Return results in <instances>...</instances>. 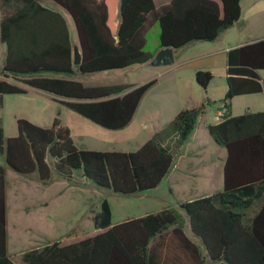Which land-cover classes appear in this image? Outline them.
I'll return each instance as SVG.
<instances>
[{"label": "trees", "instance_id": "1", "mask_svg": "<svg viewBox=\"0 0 264 264\" xmlns=\"http://www.w3.org/2000/svg\"><path fill=\"white\" fill-rule=\"evenodd\" d=\"M47 1L72 19L81 62L73 65L74 44L62 13L43 0H0V43L5 48L0 110L4 95H24L32 88L110 131L129 125L156 80L84 85L74 76L143 65L164 48L177 51L194 42H212L241 13L240 0H170L159 6L153 0ZM260 71L264 38L227 51V115L207 127L227 154L222 191L114 225L103 199L93 215L95 233L30 249L22 254L23 264H264V111L230 113L234 97L264 91ZM194 78L205 90L213 75L198 70ZM202 112L201 107L179 111L166 130L129 152L80 149L58 118L49 128L18 118L17 135L6 138L0 117V264H15L6 245V167L35 175L42 184L53 171L68 182L80 173L116 194L145 193L161 183L173 164L163 137L173 135L181 146ZM185 222L197 240L185 233Z\"/></svg>", "mask_w": 264, "mask_h": 264}, {"label": "rangeland", "instance_id": "2", "mask_svg": "<svg viewBox=\"0 0 264 264\" xmlns=\"http://www.w3.org/2000/svg\"><path fill=\"white\" fill-rule=\"evenodd\" d=\"M249 1L243 0V3L248 4ZM43 2L48 3L47 0H43ZM244 4L243 9L246 8ZM51 7L62 13L68 19L69 31L74 34L73 26L69 21L70 17L67 13L60 7L54 5ZM1 13L3 14L2 10ZM212 44L211 42L203 41L195 45V47L189 48L185 54H193L198 51L204 53V47L200 46H215ZM178 59L179 56L169 66H176L179 62ZM208 60L207 58H203L180 67L172 74L181 78L176 81V86L169 82L171 75L161 77L159 90L162 95L158 97H155V94L152 93L146 95L139 107L140 111L135 121H133L132 125L126 131H110L104 129L61 105H56V109L62 111V118L72 126L73 141L77 147L82 148L80 146L81 140H84L85 143L83 142V144L90 150L103 151L108 149L130 151L136 149L154 131V127L144 116L160 110L161 117L159 124L162 132L167 129L166 124L168 117L171 115L170 109L174 108V105L178 103L177 100L180 99L178 96L182 91H187L189 97L186 98V103L188 102L189 104L194 102L196 98L198 99L204 96L208 100L200 104L203 107V115L195 127V138L193 140L191 139L187 146L189 149L199 147L201 150L200 153L203 152L205 157L214 155L216 166L219 164L218 157H222L225 151L222 147L216 148L208 143L209 135L205 127L218 122L216 118L217 109L223 106V100L227 90L225 56L217 55L212 58V64L214 66H211L210 71L213 78L207 89L202 90L194 80L192 66L193 64H200L205 67ZM169 66L137 64L128 68L105 71L93 75H76L73 78L84 85H108L115 83L141 85L156 71L164 70V68H169ZM1 69L2 61L0 57V72ZM259 73L264 79V71H260ZM0 78H2L1 75ZM10 81L14 82L11 79ZM250 98L253 97H235L233 101V113L241 114L243 104L252 101ZM3 99L0 116L3 119L4 135L6 138L14 137L17 135V129L13 115L15 113H21L26 117H34L35 114L39 115L36 110L37 96L34 93H29V95L14 94L4 95ZM69 114L74 116L75 120L68 119L67 115ZM36 125L45 127L44 125L46 123L40 122L38 124L36 123ZM0 164L4 165L1 158ZM5 169L7 180L6 194L8 197L6 213L9 223L7 227L8 251L13 256L12 260L15 264H21V260L17 256L20 255L19 252L28 251L53 242L46 241L43 245L33 246L32 242L29 241L30 239H27V237L30 238L31 236L29 229L41 232L46 240L58 238V240L64 239L65 243L74 241L71 237L77 235L83 237L95 233L97 230H95L93 225V215L98 211L99 204L103 199H107L109 202L112 212V224H116L128 218L141 217L150 212H157L167 207V205H174L176 207L179 204L176 203L178 199H185L186 201L190 199L191 201L206 196L201 194L197 198H191L193 195L186 193V195L184 194L185 198H180L181 193L177 192L179 188L172 190V187L167 183L168 180L166 179L153 191L145 192L141 195L124 196L95 186L90 181L81 177L80 173L75 175L74 181L68 182L59 178L53 171L52 178L47 183L42 184L35 176L26 177L15 173L7 167ZM197 170L199 169L195 168V171ZM217 189L221 190L222 188L220 186ZM42 201L46 202L43 204ZM186 224L187 222L184 223L183 228L187 230Z\"/></svg>", "mask_w": 264, "mask_h": 264}, {"label": "crops", "instance_id": "3", "mask_svg": "<svg viewBox=\"0 0 264 264\" xmlns=\"http://www.w3.org/2000/svg\"><path fill=\"white\" fill-rule=\"evenodd\" d=\"M153 1H154L156 6H159L161 4L169 2L170 0H153ZM243 4H244L243 0H240V11H241V13H240L239 20L232 27L223 31L214 41L211 42V43H213L212 45H215V46H200V47H204L203 48L204 53L198 51L196 53L186 55L185 52L189 48L195 47V45H198L199 43H201V42H194V43L189 44L188 46H186L180 50L174 51V62H175V59L179 56V59H178L179 62L176 64V66H169V68H164V70H160V71L158 70L154 74H152V76L148 80H146L144 82V83H146L150 80H156V83L148 91H146V93L143 95V97H142V99L138 105V108L134 114L132 121L129 123V125L127 127L122 129V131H126L127 128L130 125H132L133 121H135V119H136V117L140 111L139 107H140L141 103L144 101L146 95H148L150 93L155 94V97L162 95V93L159 90V84H160L159 81H160L161 77L166 76V75H169V76L171 75L169 82L172 83V85L176 86L177 85L176 81L178 79H181V78L176 77L175 75H172V74L175 73L180 67L188 65L189 63L190 64L194 63V62H196L200 59H203V58L209 59L208 63H206L205 67H203L200 64H193L192 73L195 76V72L198 70L210 71L212 68L211 66H214L212 64V62H213L212 58H214L217 55H220L222 57H223V55L225 56V71H226V54L230 48L235 47V46H239V45H243L246 43H250V42L257 40V39L264 38V0H250L248 2V4L247 3L244 4L246 6L245 9H243ZM46 5L50 8H52L51 6L53 4L47 3ZM0 13H1V9H0ZM2 15L3 14L1 13V18H2ZM1 18H0V20H1ZM69 21H70L71 25L73 26V30H74V34L70 33L71 41L74 44V46L78 47V45L76 44L77 38H76V32H75L73 21L71 18ZM66 22L68 24V19H66ZM252 23H253V25H252ZM196 50H197V47H196ZM4 52H5L4 45H2L0 43V57H1L2 63H3V59H4ZM147 64L153 66L151 63H147ZM147 64H143V65H147ZM259 77L262 80H264L261 77L260 73H259ZM194 80H195V78H194ZM144 83H142V84H144ZM185 86H186V84H185ZM182 87H183V85H182ZM185 91H182V93L178 96L180 99L177 100L178 103L176 105H174V108L170 109L171 115L168 117V121H167L166 126H168L170 124V122L173 120V118L175 117V115L179 111L186 109V108L201 107L200 104H202L204 101L208 100V98L202 96V97H199L198 99L196 98L194 100V102H192L191 104H189L188 102L186 103V98L189 96H188L187 91L186 92ZM29 93H34V95L37 96V102H36V108L37 109L36 110H37V113H39V115L35 114L34 117H26L21 113H15L13 115V120L15 121V123H16V120L18 118H24V119L32 122L35 125H36V123L38 124L40 122H44V123H46V125H44L45 127H42V128H49V127H51L53 119L58 118L62 125H65L70 129L71 137L73 139L72 126L67 121H64V119L62 118V114H63L62 111H60V110L58 111V109H56V105L64 106L58 102L59 99H56V98L50 96L49 94H46L42 91L32 89V88H29L28 92L24 95H29ZM244 96H250L253 98H250V99H252V101L245 102L243 104V106H242L243 109H241L243 111L241 114H243L246 111H249V112L264 111V91H262L259 94L244 95ZM234 98L230 102V105H231L230 113L232 116L241 115L239 113H233ZM156 103L158 104V102H156ZM201 108L203 110V107H201ZM202 115H203V112L199 116L198 120L202 117ZM67 116H68V119L75 120L74 116H72L70 114ZM144 117L146 120L150 121V124L154 127V131H152L150 133L149 137H147L144 140V142H146L155 134L161 133V127L159 124L161 112H160V110L157 112H152V114H148L147 116H144ZM1 119H2V117H1ZM2 123H3V119H2ZM196 125H197V123H196ZM37 126H39V125H37ZM39 127H41V126H39ZM205 128L208 132V128L207 127H205ZM119 131H121V130H119ZM194 135H195V128H194L192 134L189 136L188 140L186 142H184L179 147H177L175 145V136H173V135L164 136L162 139L163 145L170 150V152L172 153V155L174 157L173 164H172L168 174L166 175V177L164 179L168 180L167 183L172 187V190L174 188H179L177 190V192L181 193L180 198H185L184 196L186 195V193L193 195V197H191V198H197V197L201 196V194L209 196V195L214 194L216 192L222 191V189L221 190L217 189L218 187L221 186V188H223V167H224V162H225L226 155H227L226 150L222 147L225 151L224 155H222V157H218V160H219L218 163L219 164L215 166V160L216 159H215L214 155H210V156L205 157L203 152L200 153L201 150L199 147L194 148V149L188 148L187 145L189 144V141L191 139L193 140L195 138ZM208 135H209L208 136V143L209 144H211L213 147H216V148L221 147L215 143L213 138L210 136L209 132H208ZM81 138H83V136H81ZM83 142L85 143L84 140H81L80 146L82 148H80V149H84V148L87 149L86 145L83 144ZM144 142L140 143L136 147V149H138ZM136 149H134V150H136ZM88 150H90V149H88ZM134 150H130V151H134ZM103 151H117V150H108L107 149V150H103ZM121 152H129V151H121ZM195 168H198L199 170L195 171ZM32 176H35V175H32ZM155 189H153V190H155ZM153 190H151V191H153ZM67 191H69V189H67ZM141 194H144V193H140V194H136V195H141ZM7 199H8V197L6 194V208H7ZM46 199H48V198H46ZM46 201H42V203L44 204V202H46ZM184 201H186V200L185 199H178L176 201V203H181ZM189 201H190V199H189ZM167 207H174V205H172V206L167 205ZM167 207H164V208H167ZM164 208H162V209H164ZM150 213H152V212H150ZM134 218H138V217H134ZM128 219H130V218H128ZM125 220H127V219H125ZM125 220H123V221H125ZM116 224H118V223H116ZM8 225H9V223H8L7 213H6V237H7ZM186 227H187V230L184 229L185 233L187 235L189 233L188 236H190L194 240H197V238H195L194 236L192 237V235L190 234L187 224H186ZM29 232H31V236H30V238L27 237V239H30L29 241L32 242L33 246L43 245V244H45L44 242H46V241H53V242L54 241H60L62 243L64 242V239L58 240V238L46 240L43 237V235L41 234V232H39V231L36 232L33 229H29ZM80 236L81 235H77V236H74L71 238H72V240L76 241L79 239ZM6 245H7V253L10 256V258L12 259L13 256H11L9 254V251H8L7 238H6ZM24 252H26V251H21V252H19L20 255H17L20 258V260H21L22 254ZM20 262H21V264H23L22 260Z\"/></svg>", "mask_w": 264, "mask_h": 264}, {"label": "water", "instance_id": "4", "mask_svg": "<svg viewBox=\"0 0 264 264\" xmlns=\"http://www.w3.org/2000/svg\"><path fill=\"white\" fill-rule=\"evenodd\" d=\"M81 62V52L79 47H73V65L78 66ZM174 62V49L164 48L159 51L150 62L153 66H169ZM196 238V237H195ZM201 245L203 246L202 241Z\"/></svg>", "mask_w": 264, "mask_h": 264}, {"label": "built area", "instance_id": "5", "mask_svg": "<svg viewBox=\"0 0 264 264\" xmlns=\"http://www.w3.org/2000/svg\"><path fill=\"white\" fill-rule=\"evenodd\" d=\"M227 115V110L224 106H222L221 108H219L217 110V113H216V118L219 121H221L225 116Z\"/></svg>", "mask_w": 264, "mask_h": 264}]
</instances>
